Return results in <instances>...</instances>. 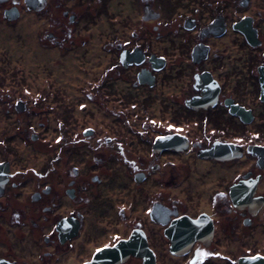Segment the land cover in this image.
<instances>
[{
	"label": "flooded vegetation",
	"instance_id": "obj_1",
	"mask_svg": "<svg viewBox=\"0 0 264 264\" xmlns=\"http://www.w3.org/2000/svg\"><path fill=\"white\" fill-rule=\"evenodd\" d=\"M253 2L0 0V30L41 27L44 59L16 67L18 36L0 35V264L264 259ZM50 133L42 163L18 154Z\"/></svg>",
	"mask_w": 264,
	"mask_h": 264
},
{
	"label": "rangeland",
	"instance_id": "obj_2",
	"mask_svg": "<svg viewBox=\"0 0 264 264\" xmlns=\"http://www.w3.org/2000/svg\"><path fill=\"white\" fill-rule=\"evenodd\" d=\"M252 4L253 5L250 9V12L260 11V13L264 15V0H254ZM41 30V27H31L25 29L17 27V31H14V34L8 33L9 30H0V35H10V37L12 38L13 36H18L16 67L21 69L33 70H40V68H42L44 62L43 51L41 49V42H39L37 39V36L41 33ZM31 32L33 33L32 35ZM51 55L55 56V51H52ZM52 67H57V65H52ZM34 73L36 74L33 75V93H35L37 88H41L40 86L45 83L43 76L40 73ZM56 141L57 140L51 133L48 135H44L41 142H39L37 145L18 139V154L23 157L32 158L33 160H29V162L42 163L46 159V152L44 149H51L55 145Z\"/></svg>",
	"mask_w": 264,
	"mask_h": 264
},
{
	"label": "water",
	"instance_id": "obj_3",
	"mask_svg": "<svg viewBox=\"0 0 264 264\" xmlns=\"http://www.w3.org/2000/svg\"><path fill=\"white\" fill-rule=\"evenodd\" d=\"M234 29L241 32L245 36L247 42L251 46L255 45L256 33H255L254 29L251 28L250 22L248 20H245L242 23L236 25L234 27ZM122 247H123L122 244L118 245L116 247V251H120L122 249ZM171 252H172V254H175L173 250H171ZM101 255L104 257L106 255H109V252H104ZM140 257H142L144 259L145 264H153V262H154L153 256L149 250H146L145 254L140 253ZM242 264H264V259L256 258V259L250 260L249 262H244Z\"/></svg>",
	"mask_w": 264,
	"mask_h": 264
},
{
	"label": "snow or ice",
	"instance_id": "obj_4",
	"mask_svg": "<svg viewBox=\"0 0 264 264\" xmlns=\"http://www.w3.org/2000/svg\"><path fill=\"white\" fill-rule=\"evenodd\" d=\"M202 255H207L206 253H203Z\"/></svg>",
	"mask_w": 264,
	"mask_h": 264
}]
</instances>
